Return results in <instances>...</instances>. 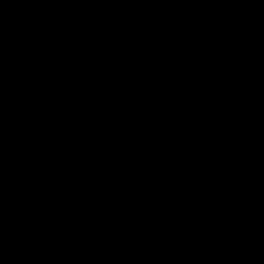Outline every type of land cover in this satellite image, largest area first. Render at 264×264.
<instances>
[{
    "label": "water",
    "instance_id": "water-1",
    "mask_svg": "<svg viewBox=\"0 0 264 264\" xmlns=\"http://www.w3.org/2000/svg\"><path fill=\"white\" fill-rule=\"evenodd\" d=\"M0 264H264V0H0Z\"/></svg>",
    "mask_w": 264,
    "mask_h": 264
}]
</instances>
